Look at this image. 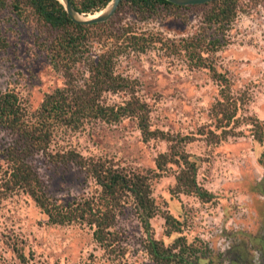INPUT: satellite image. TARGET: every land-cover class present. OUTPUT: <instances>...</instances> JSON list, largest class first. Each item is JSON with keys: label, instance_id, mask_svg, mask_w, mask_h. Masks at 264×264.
I'll use <instances>...</instances> for the list:
<instances>
[{"label": "rangeland", "instance_id": "1", "mask_svg": "<svg viewBox=\"0 0 264 264\" xmlns=\"http://www.w3.org/2000/svg\"><path fill=\"white\" fill-rule=\"evenodd\" d=\"M238 16L225 34L226 45L211 55L218 71L226 73L235 93H245L249 104L240 111L243 133L219 144L199 133L212 124L211 106L219 95L218 83L209 71L192 67L185 53H174L158 44L145 53L131 52L117 61L118 74L136 82V94L150 109L153 130L175 136L194 137L185 150L200 159L198 182L215 195L204 203L195 196L175 191L176 166L153 183V197L160 214L151 220L153 235L166 247L185 237L205 252L202 264H223V249L235 245L255 247L264 231V146L254 140L251 120L264 121V1L238 0ZM106 8L95 15L103 13ZM122 28L138 33H158L163 41H179L202 33L203 10L161 9L158 15H137L127 7L112 18ZM0 32L9 47L0 51V93H16L30 112L39 108L46 94L64 85V77L51 66L38 42L50 36L43 26L17 22L0 12ZM211 33L212 30H209ZM128 96L108 94L109 104ZM10 133L0 128V155L12 143ZM162 140L145 142L136 122H94L79 131L61 130L53 143L57 152L74 150L89 158H103L120 167L148 170L169 151ZM47 193L56 199L78 197L94 190V182L74 165L50 163L39 154L30 159ZM166 216L178 221L180 231L169 235ZM124 241L115 250L102 249L93 232L80 225L47 224L34 201L18 193L3 202L0 210V264H21L15 248L23 250L28 264H155L146 250L147 235L133 208L117 225Z\"/></svg>", "mask_w": 264, "mask_h": 264}, {"label": "trees", "instance_id": "2", "mask_svg": "<svg viewBox=\"0 0 264 264\" xmlns=\"http://www.w3.org/2000/svg\"><path fill=\"white\" fill-rule=\"evenodd\" d=\"M112 1L71 0L76 11L86 16L104 10ZM125 7L138 16L148 17L158 15L161 9H202L205 26L202 33L172 46L168 45L169 40L163 41L161 34L138 33L130 25L119 28L113 19L94 25L78 24L60 0H0V12H8L17 22L29 26L34 22L50 32L38 46L65 80L62 87L46 94L34 112L24 106L16 93H0V128L13 137L0 155V210L11 196L28 195L46 216L47 224L86 227L102 249L115 250L124 241L117 228L119 218L131 207L147 235L146 250L155 264H202L206 255L201 248L188 244L185 237L166 247L154 237L151 225V220L160 214L153 197V183L173 166L177 168L178 194L195 196L204 203L215 199L198 182L200 159L185 150L195 138L153 130L150 109L137 96L136 82L118 74L116 65L125 54L145 53L158 44L167 45L174 53L184 52L192 67L209 71L219 86L218 98L210 109L213 122L206 133L199 135L214 144L240 136L243 133L239 130L240 111L251 99L245 93L234 92L228 75L218 71L211 58L227 43L225 34L238 16V0H217L196 6H179L166 0H124L117 13ZM8 47L7 38L0 32V51ZM121 93L128 96L121 103L107 102L106 95ZM125 119L136 122L145 142L162 140L170 144L168 152L157 156L154 169H129L108 159L87 158L74 150L52 149L61 130L79 131L94 122L118 124ZM247 119L251 120L254 140L264 146V121ZM39 154L52 164L80 168L94 182V190L68 199L51 197L30 162ZM260 162L264 165V154ZM166 220L171 228L169 235L180 231L172 216H166ZM14 250L20 263L28 264L23 250L18 247Z\"/></svg>", "mask_w": 264, "mask_h": 264}, {"label": "water", "instance_id": "3", "mask_svg": "<svg viewBox=\"0 0 264 264\" xmlns=\"http://www.w3.org/2000/svg\"><path fill=\"white\" fill-rule=\"evenodd\" d=\"M124 0H113L107 7L106 10L96 17H88L85 14H80L74 8L71 0H62L67 13L72 18V20L78 24L83 25H94L100 23H106L110 21L117 13L120 5ZM170 3L179 6H196V5H205L217 0H166Z\"/></svg>", "mask_w": 264, "mask_h": 264}, {"label": "flooded vegetation", "instance_id": "4", "mask_svg": "<svg viewBox=\"0 0 264 264\" xmlns=\"http://www.w3.org/2000/svg\"><path fill=\"white\" fill-rule=\"evenodd\" d=\"M256 241L254 248L244 245L241 252L235 245L227 244L222 252L223 264H264V231L257 235Z\"/></svg>", "mask_w": 264, "mask_h": 264}, {"label": "bare ground", "instance_id": "5", "mask_svg": "<svg viewBox=\"0 0 264 264\" xmlns=\"http://www.w3.org/2000/svg\"><path fill=\"white\" fill-rule=\"evenodd\" d=\"M60 1H62V0H60ZM93 17H96V16H93ZM92 18V17H91Z\"/></svg>", "mask_w": 264, "mask_h": 264}]
</instances>
